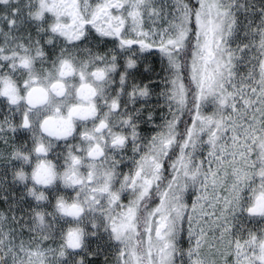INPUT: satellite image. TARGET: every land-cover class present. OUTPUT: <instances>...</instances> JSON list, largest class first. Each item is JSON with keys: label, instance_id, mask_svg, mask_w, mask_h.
Here are the masks:
<instances>
[{"label": "snow or ice", "instance_id": "obj_1", "mask_svg": "<svg viewBox=\"0 0 264 264\" xmlns=\"http://www.w3.org/2000/svg\"><path fill=\"white\" fill-rule=\"evenodd\" d=\"M0 264H264V0H0Z\"/></svg>", "mask_w": 264, "mask_h": 264}]
</instances>
